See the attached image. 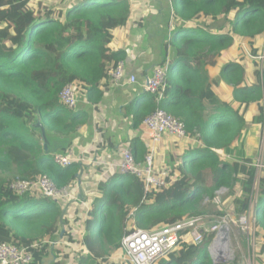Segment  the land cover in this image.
I'll list each match as a JSON object with an SVG mask.
<instances>
[{
	"label": "trees",
	"instance_id": "obj_1",
	"mask_svg": "<svg viewBox=\"0 0 264 264\" xmlns=\"http://www.w3.org/2000/svg\"><path fill=\"white\" fill-rule=\"evenodd\" d=\"M171 4L175 29L162 49V65L169 62L164 97L143 93L124 113L136 131L164 110L184 124L189 142L183 150L171 143L161 167L155 159V170L168 171L165 187L147 188L122 173L99 183L93 201L81 204L19 195L10 175H47L60 190L77 186L80 163L61 167L54 155L70 148L89 117L65 107L60 95L77 83L100 110L112 83L108 69L127 59L114 39L133 19L132 2L0 0V243L31 253V264L51 257L52 264H115L117 257L131 264L122 241L136 229L230 215L253 220L257 262L264 264V171L258 183L244 149L250 126L264 123V59L258 60L264 57V0ZM133 142L142 163L150 149L138 138ZM223 189L228 193L219 207L215 199ZM212 239L208 234L196 244L185 234L156 264H228L213 261Z\"/></svg>",
	"mask_w": 264,
	"mask_h": 264
},
{
	"label": "crops",
	"instance_id": "obj_2",
	"mask_svg": "<svg viewBox=\"0 0 264 264\" xmlns=\"http://www.w3.org/2000/svg\"><path fill=\"white\" fill-rule=\"evenodd\" d=\"M131 2L133 19L128 26L115 32L114 46L122 47L127 52V59L124 61L126 72L128 76L135 75L137 83L132 84L128 80L120 84L110 83L99 111H96L95 105L87 102L85 96L79 95L76 110L86 112L89 120L73 136L70 148L73 149L76 158L81 159L76 163H80L82 170L77 186L66 188V193L70 196L61 195L60 203L92 202L98 195L99 183L115 179L116 175L122 174L120 171L122 150L124 147H131L136 138L150 149V153L152 149L154 150V158L159 167L171 143L179 147L178 143L183 142L181 140L186 141V144L189 142L188 138L177 139L166 136L159 144H154L146 127L142 124L139 130L135 131L132 117L124 113L125 108L138 95L146 93L143 85L147 78L156 68L163 66L162 49L175 29V25H171L173 17L171 0H131ZM159 172L155 170L157 175ZM62 230L66 232L64 226ZM60 240L62 239L59 238L56 243L59 244ZM53 260L54 258L51 257L44 264H52ZM115 262V264H125V261L118 257Z\"/></svg>",
	"mask_w": 264,
	"mask_h": 264
},
{
	"label": "built area",
	"instance_id": "obj_3",
	"mask_svg": "<svg viewBox=\"0 0 264 264\" xmlns=\"http://www.w3.org/2000/svg\"><path fill=\"white\" fill-rule=\"evenodd\" d=\"M168 63L156 68L143 85L144 92L156 96L158 100H162L165 94ZM107 74L112 84L124 83L126 80L132 84L137 83L135 75L128 76L124 61L109 68ZM79 95L80 86L77 83H70L61 92L60 99L65 107L76 110ZM143 125L150 132L154 144H159L166 136L187 139L184 124L164 110H157L144 121ZM121 155V173L132 174L141 178L147 188L166 186L165 178L168 176V172L165 170L159 172L158 175L155 173L153 149L142 163L136 161L131 147L124 148ZM79 160L81 159L76 158L72 148L54 156L55 163L61 167H68ZM11 189L19 195L38 193L51 199H58L67 191L66 188L58 189L51 178L42 174L29 180H15L11 184ZM223 190L227 191L226 189ZM223 190L217 192L215 199L217 203L220 194L224 192ZM234 224H239L243 233H250L251 220L249 215H243L237 221L228 216L222 218L198 216L154 231L136 229L123 238L122 246L125 259L131 264H156L160 259L166 258L175 252L183 235L186 234L196 244H200L208 234H213L209 252L215 263H221L225 253L230 250L232 226ZM32 261V254L25 249L13 244L0 243V264H31Z\"/></svg>",
	"mask_w": 264,
	"mask_h": 264
},
{
	"label": "rangeland",
	"instance_id": "obj_4",
	"mask_svg": "<svg viewBox=\"0 0 264 264\" xmlns=\"http://www.w3.org/2000/svg\"><path fill=\"white\" fill-rule=\"evenodd\" d=\"M263 59L264 57L258 58V60H260L261 62ZM233 60L236 61L235 58H233ZM181 141L183 142H179V143L177 142V143L179 144V147L182 150V148L186 144V141L184 140ZM68 148L69 147H67L65 150L67 151ZM244 149L247 159L252 163L253 166H256L258 168V172H259L258 183H259V181L261 180L262 171H264V123L254 124L250 126L249 131L245 136ZM10 178H12V181L19 179L16 172L10 175ZM223 191L224 192L220 194L221 196L219 198V202L217 203L215 201L217 206L220 205L219 207H221L223 204L222 197L228 193V191L225 190ZM39 196L41 195L39 194ZM68 196L70 195H67V193H65V196L62 195V197H68ZM209 217L212 218L213 216H209ZM228 217H231L234 221L238 220V218H235L232 215ZM257 246L258 245L256 244L255 241V232L253 230V220H251L249 234L243 233L239 224H234L232 226L230 250L225 253V255L223 256V261L221 263L232 264L233 262L237 261V264H258L259 262H257V256H258Z\"/></svg>",
	"mask_w": 264,
	"mask_h": 264
},
{
	"label": "water",
	"instance_id": "obj_5",
	"mask_svg": "<svg viewBox=\"0 0 264 264\" xmlns=\"http://www.w3.org/2000/svg\"><path fill=\"white\" fill-rule=\"evenodd\" d=\"M47 149H48V147H47V145H45V150H47ZM64 234H65V230H62V232L60 234L61 239L63 238Z\"/></svg>",
	"mask_w": 264,
	"mask_h": 264
},
{
	"label": "clouds",
	"instance_id": "obj_6",
	"mask_svg": "<svg viewBox=\"0 0 264 264\" xmlns=\"http://www.w3.org/2000/svg\"><path fill=\"white\" fill-rule=\"evenodd\" d=\"M76 163V162H75ZM253 228H254V225H253Z\"/></svg>",
	"mask_w": 264,
	"mask_h": 264
}]
</instances>
